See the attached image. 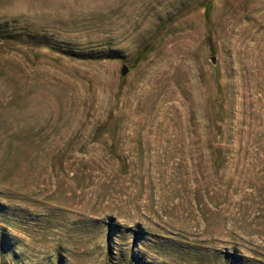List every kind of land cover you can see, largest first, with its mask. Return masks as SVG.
Listing matches in <instances>:
<instances>
[{"label":"rangeland","instance_id":"rangeland-1","mask_svg":"<svg viewBox=\"0 0 264 264\" xmlns=\"http://www.w3.org/2000/svg\"><path fill=\"white\" fill-rule=\"evenodd\" d=\"M0 264H264V0H0Z\"/></svg>","mask_w":264,"mask_h":264},{"label":"water","instance_id":"water-1","mask_svg":"<svg viewBox=\"0 0 264 264\" xmlns=\"http://www.w3.org/2000/svg\"><path fill=\"white\" fill-rule=\"evenodd\" d=\"M125 71H126V68L124 67V68L122 69V73H125Z\"/></svg>","mask_w":264,"mask_h":264}]
</instances>
